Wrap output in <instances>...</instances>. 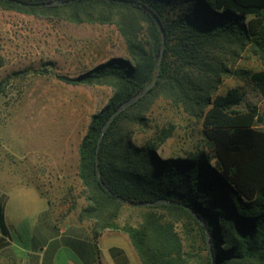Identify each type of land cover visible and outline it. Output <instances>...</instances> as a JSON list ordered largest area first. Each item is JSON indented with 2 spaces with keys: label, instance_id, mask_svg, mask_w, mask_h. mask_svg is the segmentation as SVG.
I'll return each instance as SVG.
<instances>
[{
  "label": "trees",
  "instance_id": "16d2710c",
  "mask_svg": "<svg viewBox=\"0 0 264 264\" xmlns=\"http://www.w3.org/2000/svg\"><path fill=\"white\" fill-rule=\"evenodd\" d=\"M0 0V8L73 23L114 24L127 57L108 60L61 80L108 85L109 101L91 115L78 148L77 175L84 198L78 218L98 238L106 229L127 234L142 264H264V109H235L238 87L219 91L244 52L264 65V0ZM164 54L156 84L122 110L96 145L108 117L156 75L162 32ZM264 96V68L236 69ZM157 99L202 117L208 150L178 156L158 152L175 130L166 119L152 139L138 144ZM151 112V111H150ZM110 191L126 200L122 202ZM134 202H155L135 206ZM80 205L72 201V207ZM128 210L123 218L124 211ZM194 225L203 252L185 249L179 223ZM195 245H192L194 248Z\"/></svg>",
  "mask_w": 264,
  "mask_h": 264
},
{
  "label": "rangeland",
  "instance_id": "374dc122",
  "mask_svg": "<svg viewBox=\"0 0 264 264\" xmlns=\"http://www.w3.org/2000/svg\"><path fill=\"white\" fill-rule=\"evenodd\" d=\"M113 56L127 57L125 40L114 24H77L0 8V185H16L9 193L11 202L34 196L37 183H49L54 185L57 201L62 197L70 203L74 199L83 203L78 148L91 115L109 101L113 89L104 84H74L57 75L74 77ZM231 67L234 72L219 91L235 87L244 91L236 110L264 109V96L254 81L236 70L264 68L260 59L244 52ZM150 111L148 126L135 129L136 143L152 139L163 122L172 118L176 127L161 144L160 155L208 150L202 117L189 116L162 99L155 100ZM260 127L264 128V123ZM18 184L30 189L21 190ZM127 214L125 210L123 218ZM178 229L186 250L205 252L193 224L187 227L180 222ZM124 237L125 233L114 230V264H142Z\"/></svg>",
  "mask_w": 264,
  "mask_h": 264
},
{
  "label": "crops",
  "instance_id": "0c3cea01",
  "mask_svg": "<svg viewBox=\"0 0 264 264\" xmlns=\"http://www.w3.org/2000/svg\"><path fill=\"white\" fill-rule=\"evenodd\" d=\"M15 186L0 185V264H114V230L95 238L90 223L78 218L83 203L57 201L49 183H37L34 196L13 203L9 193Z\"/></svg>",
  "mask_w": 264,
  "mask_h": 264
},
{
  "label": "water",
  "instance_id": "95a60500",
  "mask_svg": "<svg viewBox=\"0 0 264 264\" xmlns=\"http://www.w3.org/2000/svg\"><path fill=\"white\" fill-rule=\"evenodd\" d=\"M65 1L62 0H50V1H45V2H40L38 3L39 5H53V4H62ZM153 17L157 23L158 29L162 32V45H161V52L159 55V59H158V66H157V71H156V75L154 76V78L152 79V81L150 83H148L139 93H137L134 97H132L131 99H128L127 101L123 102L106 120V122L104 123V125L101 128V133L100 136L98 138L97 141V145H96V161H95V166H96V172L98 174V177L101 181V184L103 186H105V184L103 183V181L101 180L100 177V167H99V148H100V144L102 142V139L104 138L105 132L107 131V129L110 127V125L112 124V122L114 121L115 117L124 109H126L127 106H129L130 104H132L134 101H136L138 98H140L142 95H144L145 93H147V91L152 88L159 77V73H160V69H161V61L163 58V54H164V46H165V35L163 33V26L162 23L160 21V19L153 13ZM106 187V186H105ZM111 194H113L117 199H119L122 202H126V200L124 198H122L120 195L110 191ZM131 204L135 205V206H146L149 204H153L155 202H134V201H129ZM213 264V263H212Z\"/></svg>",
  "mask_w": 264,
  "mask_h": 264
}]
</instances>
